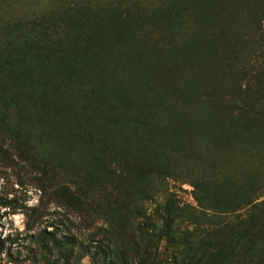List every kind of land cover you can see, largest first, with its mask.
Returning <instances> with one entry per match:
<instances>
[{
  "label": "rangeland",
  "instance_id": "374dc122",
  "mask_svg": "<svg viewBox=\"0 0 264 264\" xmlns=\"http://www.w3.org/2000/svg\"><path fill=\"white\" fill-rule=\"evenodd\" d=\"M263 107L264 0H0V264H191L154 234L226 193L260 203L219 255L263 257Z\"/></svg>",
  "mask_w": 264,
  "mask_h": 264
},
{
  "label": "trees",
  "instance_id": "16d2710c",
  "mask_svg": "<svg viewBox=\"0 0 264 264\" xmlns=\"http://www.w3.org/2000/svg\"><path fill=\"white\" fill-rule=\"evenodd\" d=\"M39 35V36H38ZM48 37V40H52L53 36H49L45 30H39L37 32V37ZM33 42H30L32 44ZM18 52V51H17ZM22 63H27V58L25 55V50L19 49V54L17 56ZM238 109L240 111L242 110H253L254 106H249L245 104H239ZM264 109V107H263ZM88 115V119H89ZM250 122L252 121L254 124L259 125L262 122H264L263 119L258 117L257 115H253L250 119H248ZM204 178L207 179V174L203 175ZM196 188H198L197 183H195ZM202 190H216V191H223L228 190V183L224 184V180L216 178L215 175H212L209 177L207 181L199 185ZM203 192V191H202ZM125 193V192H123ZM122 193V194H123ZM198 201V206L201 212V217L204 219L210 216L208 214V211L211 213V217L213 219H216L217 221L214 223V226L212 227V233H215V239H213L212 236L209 235L210 229L207 230V224L200 227L201 224H198L199 228H202V235L197 236V243L193 246L189 245V240L191 239V233L195 235V232L191 231H181L180 236H175L173 233H171V230L166 233V231L160 233V234H154V236L158 239L166 237L170 238L171 242H184L187 241V243H184L185 249L180 252L183 253L185 257H187V261L191 264H203V262L209 260L208 254H216L219 256V260L223 261V263L226 262L227 257L230 258L232 261V264H264L259 261V259H264V255L261 254L263 257H256V259H253V261L247 260L244 258V256H224L219 255L222 251H224V248L228 246V250L231 251L233 254V251H238L239 248H237L238 245H240L243 240H237L235 238V242L231 244L229 239H231L232 236H234V232L237 231V229L240 228H250L253 227L255 222V218H253V210H255L260 202H256L255 197H251L250 199H243V200H236L233 197L230 196L229 193H226L224 197L222 198H216L214 205L212 208H207L206 204L209 202V200L202 198H196ZM167 223H171L173 220L170 217V213L166 217H163ZM196 230V229H195ZM225 235V236H224ZM222 236V238H221ZM177 237V239H175ZM235 237V236H234ZM153 240V237H152ZM213 240H218L217 243L212 244L211 242ZM234 245V246H231ZM210 246V248L208 247ZM200 249H205V252H201ZM239 258V259H236ZM144 259V260H143ZM153 254L151 251H146L143 255H141L140 260H142L143 264H152ZM178 261V258L174 256L173 262L176 263ZM171 263V261H170Z\"/></svg>",
  "mask_w": 264,
  "mask_h": 264
}]
</instances>
